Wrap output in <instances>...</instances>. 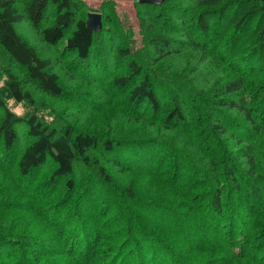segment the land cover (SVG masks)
<instances>
[{
  "label": "trees",
  "instance_id": "trees-1",
  "mask_svg": "<svg viewBox=\"0 0 264 264\" xmlns=\"http://www.w3.org/2000/svg\"><path fill=\"white\" fill-rule=\"evenodd\" d=\"M164 1L139 3L161 9L147 19L164 30L148 36L154 59L192 56L194 82L182 76L198 96L149 78L123 44L112 69L78 0H0V49L18 71H4L9 98L65 92L17 32L25 20L81 75L93 69L116 120L143 127L57 128L10 110L0 89V264H264V0H189L174 15Z\"/></svg>",
  "mask_w": 264,
  "mask_h": 264
},
{
  "label": "rangeland",
  "instance_id": "rangeland-1",
  "mask_svg": "<svg viewBox=\"0 0 264 264\" xmlns=\"http://www.w3.org/2000/svg\"><path fill=\"white\" fill-rule=\"evenodd\" d=\"M78 2L77 16L85 18L86 13L89 11L102 14L103 25L106 30L101 28L96 32V49L94 51L101 54L105 62L108 65H112V69L115 60V49L123 44L129 48L131 56L139 63L143 72L149 78L159 80L165 85H170L172 89L177 88L178 90L186 91L192 97L198 96V93L194 91L187 81L192 74L187 72L188 69L185 66L194 60L192 56L187 53L183 54L184 56L171 54L160 60L154 59L156 56L151 50L148 36L151 33L164 30L159 27V24L150 25L147 19L154 17L161 9L157 6L152 8L140 7L137 0H78ZM162 4L165 9L167 8L166 11L168 13L174 15L173 10L179 12L181 6L186 8L191 5V2L189 0H165ZM16 5L20 6V3ZM105 15L109 16L111 20H107ZM143 23L145 24L143 25ZM16 30L35 48L41 57L50 61L52 69L59 75L65 92L59 97H52L39 92L33 86L27 85L26 87H28L36 104L28 107L24 103H15L2 88L5 81L4 71L10 70L13 73H18V71L15 67L11 68L7 58L0 49V89L2 98L10 110L20 115L35 111L54 127L59 128L70 124L76 129L99 134L100 137L110 135L109 132L118 126L122 128V132L127 130L130 133L143 128L142 126L125 122L123 119L116 120V114L121 113V111L118 106L115 107L116 101L111 99L109 90H106L104 85L99 86V84L95 83V80L90 75V73H93L92 68L88 72L83 73L84 75H81L80 72L83 69L78 71L79 69L75 66L77 65L76 62H70V55L72 54L61 55L62 42L56 46L45 44L39 30L33 28L25 20L16 23ZM166 33L173 35V31L170 30H166ZM88 63L93 67L95 61L93 59V61H88ZM70 66L73 71L70 70ZM121 70L123 69L117 67L116 64L113 71L120 72ZM178 70H182V74H179ZM184 73H187V79L182 76ZM206 74L205 72L203 73V75ZM190 79L194 82L193 76ZM63 127L58 130L59 135ZM18 135L20 140L25 139L23 132L20 131ZM50 171L51 168L45 166L37 173V176L39 174V177L44 175L46 177ZM76 174H78V177L83 175L80 167L77 168ZM152 184L151 180L141 182L144 190H147V187ZM57 187L59 188L60 185ZM56 189L53 191L55 194L57 193ZM4 224V219L1 218L0 226Z\"/></svg>",
  "mask_w": 264,
  "mask_h": 264
},
{
  "label": "water",
  "instance_id": "water-1",
  "mask_svg": "<svg viewBox=\"0 0 264 264\" xmlns=\"http://www.w3.org/2000/svg\"><path fill=\"white\" fill-rule=\"evenodd\" d=\"M139 3L159 5L163 0H137ZM86 26L92 31H98L102 28L101 14L99 12L89 11L85 20Z\"/></svg>",
  "mask_w": 264,
  "mask_h": 264
}]
</instances>
